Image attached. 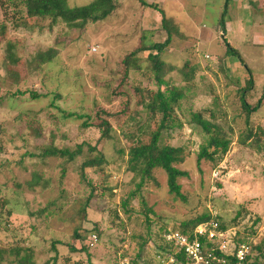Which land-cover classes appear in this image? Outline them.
I'll use <instances>...</instances> for the list:
<instances>
[{
	"label": "rangeland",
	"instance_id": "374dc122",
	"mask_svg": "<svg viewBox=\"0 0 264 264\" xmlns=\"http://www.w3.org/2000/svg\"><path fill=\"white\" fill-rule=\"evenodd\" d=\"M117 1L103 20L79 29L59 22L50 29L49 22L21 13L15 20L16 9L0 0V264H19L10 253L18 246L34 249L35 264H118L123 257L153 264L164 229L181 230L204 212L243 240H264V149L240 142L247 123L239 96L245 89L250 102L263 101L251 125L264 127V0ZM160 10L177 34L163 55L175 66L165 78L188 94L170 109L174 128L163 140L185 148L178 167L189 172L180 179L186 200L170 193L160 168L139 187L141 175L129 163L152 140L161 114L153 111L154 71L126 73L124 61L142 33L148 42L166 40ZM50 49L53 61L40 65L38 52ZM187 61L198 66L190 82L180 70ZM22 89L39 98L11 95ZM216 97L228 110V122H218L232 141L225 154L199 163L207 135L193 124L194 114L212 120L207 109H214ZM65 111L84 117H66ZM87 116L95 125L108 119L113 139L99 142L101 131L83 124ZM83 142L98 144L107 158L101 171L86 172V181L84 156L66 164L40 157L46 145L75 148ZM34 174L48 185L31 188ZM85 247L90 257L79 251Z\"/></svg>",
	"mask_w": 264,
	"mask_h": 264
},
{
	"label": "trees",
	"instance_id": "16d2710c",
	"mask_svg": "<svg viewBox=\"0 0 264 264\" xmlns=\"http://www.w3.org/2000/svg\"><path fill=\"white\" fill-rule=\"evenodd\" d=\"M13 9H16V13L13 14L15 20L20 19L21 15H26L28 18H35L40 23L49 22L48 27L54 28L59 22L65 23L70 28L79 29L86 27L89 23L98 22L111 15L117 9V0H93L87 5L82 6H71L69 0H9ZM163 14V27L167 31V38L163 42H148L147 35L142 33L140 37V45L138 48L131 51L125 57L126 73H130L132 70H141L143 68H149L154 71V78L158 84V88L155 93V106L154 113L161 114L159 122H157V129L152 137L150 143L143 148L135 151L129 163L131 169L141 175V183L139 187L147 180H154V170L157 168L163 169L167 173L168 186L171 194L186 200L185 195L182 192V184L180 179L182 177H188L189 172L178 167L179 164L185 162V148L184 146L164 143L165 135L171 134L174 125H170L168 115L170 109L174 106H179L180 101L188 96L185 87L174 85L167 80L165 76L170 72L174 65L169 64L163 57L165 50L171 45L174 30L169 27L167 23V17L163 10H160ZM18 13H21L17 17ZM7 28V26H3ZM150 43V44H148ZM230 50H234L231 45H228ZM148 51L146 57L143 53ZM155 51V52H154ZM37 62L40 65L50 63L53 61L52 50L46 52H38ZM198 66L191 65L189 61L185 62L184 66L180 69L183 75L182 80L190 82L195 78ZM176 70V69H175ZM166 85L167 89H162V86ZM138 91H141L142 87H136ZM14 97L29 96L31 98H39L38 93L30 89H22L11 94ZM240 101L244 113L246 114L247 129L243 132L240 137L241 144L253 148L258 152H262L264 149V127L260 125L254 127L251 125V119L253 113L257 112L263 105V101L259 100L257 104H253L247 99L246 90L243 89L239 92ZM214 109L207 111L210 112L212 120L203 117L200 114L195 113L193 124L200 125V128L206 133L207 137L205 142L201 145L198 152V162L202 159L214 160L215 155L223 153L225 154L229 150L231 141L228 138V133L223 130V125L218 122L223 119L228 122V110L223 106L219 97H216L213 102ZM66 117H84V115L78 114L77 112H64ZM92 116H87V120L83 123L86 127L95 126L101 131L99 142H107L112 140L113 129L108 119H101V122L94 124L91 122ZM98 144L93 146L87 142L78 144L75 148L72 147H58L55 145H46L40 157H58L68 162L76 161L78 157L84 156L85 159L81 164V176L86 181L88 170L101 171L102 165L107 163L106 154L104 151L98 149ZM63 176L66 173V168H63ZM89 183V182H88ZM31 188H35L38 185L46 187L47 181L43 180L39 174H34L33 179L30 182ZM89 186L94 187L92 183ZM95 189L91 196L95 195ZM126 203V202H125ZM46 209L40 210L38 213L46 212ZM85 212V208H83ZM205 222H216L218 229L226 230L228 226L224 222H220L217 216L212 215L211 212H204L194 219L186 221L182 224L181 231L185 234L193 235L195 228ZM168 232L164 229L162 243L158 245L160 251H172L174 248L168 244L165 239V234ZM80 236L79 233L76 234ZM240 241H244L243 238H239ZM250 242V241H249ZM56 250V245L54 244ZM260 251L261 256L264 258V240L253 247ZM72 250H76L74 246H71ZM79 251L86 252L89 257V249L87 247L82 248ZM22 252L24 255L20 256ZM11 255L16 257V261L19 264H35L34 260V249L29 247L18 246L10 250ZM140 255H138L139 257ZM88 264H91L89 262ZM133 264H139L138 261L134 260ZM146 264V263H145Z\"/></svg>",
	"mask_w": 264,
	"mask_h": 264
},
{
	"label": "built area",
	"instance_id": "2783aa9c",
	"mask_svg": "<svg viewBox=\"0 0 264 264\" xmlns=\"http://www.w3.org/2000/svg\"><path fill=\"white\" fill-rule=\"evenodd\" d=\"M216 222H205L195 228L194 234L179 229L168 230L165 239L173 246L171 251L158 250L153 264H264L256 242L240 241L231 228L218 229ZM93 241L97 236H93ZM118 264H133L123 257Z\"/></svg>",
	"mask_w": 264,
	"mask_h": 264
},
{
	"label": "clouds",
	"instance_id": "9594fccd",
	"mask_svg": "<svg viewBox=\"0 0 264 264\" xmlns=\"http://www.w3.org/2000/svg\"><path fill=\"white\" fill-rule=\"evenodd\" d=\"M246 241V240H245Z\"/></svg>",
	"mask_w": 264,
	"mask_h": 264
}]
</instances>
